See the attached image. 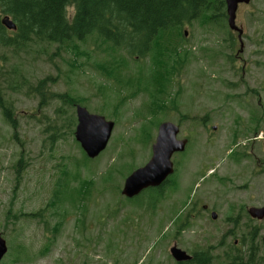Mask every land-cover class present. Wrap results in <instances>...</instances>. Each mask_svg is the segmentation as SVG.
<instances>
[{
  "label": "rangeland",
  "instance_id": "obj_1",
  "mask_svg": "<svg viewBox=\"0 0 264 264\" xmlns=\"http://www.w3.org/2000/svg\"><path fill=\"white\" fill-rule=\"evenodd\" d=\"M236 23L243 47L227 19H199L143 57L97 35L1 52L15 125L0 109V264H180L175 244L210 264L253 245L263 256L264 220L248 211L264 206V0L241 6ZM66 95L115 122L95 159L75 138ZM164 121L189 144L158 201L128 199L125 179L150 160Z\"/></svg>",
  "mask_w": 264,
  "mask_h": 264
},
{
  "label": "trees",
  "instance_id": "obj_2",
  "mask_svg": "<svg viewBox=\"0 0 264 264\" xmlns=\"http://www.w3.org/2000/svg\"><path fill=\"white\" fill-rule=\"evenodd\" d=\"M69 7L73 13H69ZM9 15L17 30H9L1 18ZM204 19L220 23L227 19L225 0H0V55L11 47L27 46L33 42L66 43L84 41L97 35L114 49L143 57L153 50L162 34L184 24ZM67 97L70 104L81 101ZM0 109L12 125L13 111L4 100L0 86ZM162 186L149 188L151 200L162 197ZM142 193V194H143ZM140 194V196L142 195ZM137 197L133 199H137ZM257 246L247 256H234L226 264H263L264 256H255ZM258 259V260H257ZM207 252H198L193 259L180 264H210Z\"/></svg>",
  "mask_w": 264,
  "mask_h": 264
},
{
  "label": "water",
  "instance_id": "obj_3",
  "mask_svg": "<svg viewBox=\"0 0 264 264\" xmlns=\"http://www.w3.org/2000/svg\"><path fill=\"white\" fill-rule=\"evenodd\" d=\"M227 6L228 23L231 29L239 32L241 47H243V29L236 24V13L240 3H249L251 0H225ZM2 24L9 30H17L16 22L9 16L1 18ZM185 31V35H187ZM77 126L75 138L80 143L82 149L90 159L97 158L104 152L111 139L115 122L106 119L101 114L91 113L87 107L77 103ZM216 129V126H213ZM180 126L172 121H164L158 127L155 142L152 145V156L150 160L133 172L125 179L121 193L128 199H133L149 188L162 186L174 173L175 167L173 155L184 152L189 143L188 138H179ZM249 214L252 218L264 220V206L251 207ZM213 219L217 218L215 212L212 213ZM264 244V234L262 237ZM171 254L178 263L187 262L193 259V255L181 249L176 244L171 248ZM8 252L6 239L0 233V262ZM264 256V251H263Z\"/></svg>",
  "mask_w": 264,
  "mask_h": 264
},
{
  "label": "flooded vegetation",
  "instance_id": "obj_4",
  "mask_svg": "<svg viewBox=\"0 0 264 264\" xmlns=\"http://www.w3.org/2000/svg\"><path fill=\"white\" fill-rule=\"evenodd\" d=\"M252 1V0H251ZM250 1V2H251ZM249 2V3H250ZM249 3H240L239 4V6H238V10H237V13H236V22H237V20H238V18H239V14H240V7L241 6H243V5H248ZM226 11H227V6H226ZM227 20H228V14H227ZM237 24V23H236ZM239 27H241L242 29H243V26H239ZM233 30V29H232ZM244 30V29H243ZM234 32H236V33H238V38H239V32H237V31H235V30H233ZM203 209H204V211H211V216H212V213L213 212H215L216 214H217V212L215 211V210H212L211 208H210V206L209 205H207V204H204L203 205ZM218 215V214H217ZM213 218V217H212Z\"/></svg>",
  "mask_w": 264,
  "mask_h": 264
}]
</instances>
